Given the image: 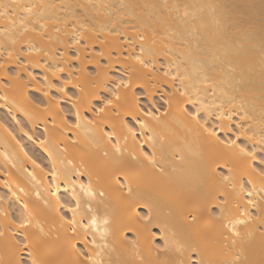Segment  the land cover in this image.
Instances as JSON below:
<instances>
[{
  "label": "bare ground",
  "instance_id": "obj_1",
  "mask_svg": "<svg viewBox=\"0 0 264 264\" xmlns=\"http://www.w3.org/2000/svg\"><path fill=\"white\" fill-rule=\"evenodd\" d=\"M8 2L9 0H0V11H3L2 5ZM146 2L163 3L164 0H22L25 4L44 6L38 9L37 14L43 17L41 22L45 19L49 21L50 29L54 20L55 26L62 30L71 31L76 27L79 31L85 32L89 48L84 55L91 58L97 52L104 51L105 55L99 57L101 68L108 64L110 50L113 61H124V57L132 47L139 54L140 42L135 29H139L148 37V46H151L152 33L147 30V26L161 31L167 28L173 34L176 31H183L184 35L183 40L170 38L164 41L169 46L168 57L161 55V59L167 60L179 55L182 48L190 45L193 57L184 61L180 71H187L193 77L192 83L197 87H203L197 82L200 59L208 60V75L219 77L221 65L214 61L213 53L220 55L228 49L234 54L237 50H241L243 45L242 50L250 54L251 68L246 66L243 72L234 73L225 84V88L230 95L236 97L238 105L243 104L242 108L237 109L233 119L239 121L240 116L247 113L250 119L241 123H244L245 127L251 126L254 132H259L261 121L264 119V111H262L264 74L260 71L259 55L261 43L264 42V0H167L169 4H180L182 9L184 4L196 6L189 9L188 18H183L182 12L179 16L174 11L166 13L171 17L167 24L157 23L159 17L156 12H152L149 18L151 10L120 7L121 4L143 5ZM192 13L195 14L194 17ZM51 34L54 37L57 35L55 32ZM97 36L99 39H94ZM125 36L129 40H135V44L125 43ZM3 39L4 36L0 33V40ZM100 39L106 41L103 47L99 43ZM40 43L37 41L38 45ZM155 47L158 50L163 49V44L158 43ZM74 51L75 49H72V52ZM41 59L43 62L46 58L41 57ZM51 62L52 60L49 59V63ZM131 63L128 61L111 65L107 70V83L100 90L102 97L109 95L106 89H113L119 79H127L128 72L125 68ZM156 66L161 67L160 64ZM8 67L12 71L15 70L14 65ZM164 67H167L166 63ZM30 70L37 77L43 75L39 68H30ZM95 70V63L87 65V71ZM171 71L175 72L176 68L173 67ZM202 78V74H199V79ZM4 83L5 79L0 77V85ZM82 84L89 92L93 91L89 84L84 81ZM38 87L36 83L30 82L26 89L27 98L23 99L16 94L15 83L13 88L0 86V96H8L7 100L0 99V111L5 114V116L0 114V209L7 211L11 218L19 220L23 211L22 205L29 204V209L33 211V222H38L44 229V235L40 236L42 258L48 261V264H73L77 259L75 253L68 247L67 236L71 233L65 234L57 217L59 212L71 218V213L63 205L74 204L73 181L91 183L96 189V199L92 201V206L99 209L100 215L106 212L112 220L110 225L112 234L107 239L110 249L114 248L115 251L104 250L101 259L105 264L117 258L130 261L131 264H139L138 257L145 261L151 260L154 258V252L150 254L149 250L154 249L156 245H164L165 238L171 249L169 254L172 256H179L176 247L183 245L181 258L187 260L191 247L197 244L201 245L202 254L207 255L202 242L207 240L210 244L213 239L219 238L216 235L215 221L209 216V212H218L221 201L227 197L228 208L234 214L231 201L239 191L238 182L235 183V187L232 183L226 184L221 180V174H228V168L232 167L233 176L238 181L242 173L250 172L242 161L229 158L220 148L211 144L201 134V130L186 119L175 102L172 104L171 114L159 124L153 123L152 131L146 132L143 137L139 135L138 122L132 116H123L122 119L126 123L137 129L138 139H141V145L137 147L142 151L149 154L153 152V148L148 143H144V140L149 135L154 137L157 167L164 169V174L161 175L143 161L139 152L135 153L138 159L133 161L129 151L119 156L112 150L104 133L112 131V123H115L116 132L123 146L124 133L118 121L113 120L112 123L97 121L89 124L88 120L94 119L93 112L82 110L81 126L78 129L66 130L67 125L64 122L75 123L76 109L67 99H62L59 105L52 107V112L56 116V125H54L51 116L45 118L42 109H35L28 103V101L47 103V98ZM69 88L76 94L74 88L71 86ZM131 91L145 99L146 104H142L139 100L143 110H147L150 104L161 109L167 107L164 104L167 97L163 95L159 84L153 87L152 83H146L144 88L137 85ZM52 92L54 95H59L54 89L51 95ZM148 92L152 93L150 99ZM34 94H38L40 99ZM155 97H159L161 106L155 102ZM14 101H17L19 106ZM62 103L70 106L71 117L66 116ZM129 103H134L131 92ZM92 104L94 107L101 106L96 100H92ZM181 107L194 110L190 104ZM211 123L216 121L212 120ZM36 128L40 130L37 135L34 132ZM217 136L222 139L233 138L231 133L220 131L217 132ZM45 137L48 143L45 147H41L39 141ZM116 139L117 136L114 135L112 142L115 143ZM238 142L248 143L244 137ZM131 145L132 141L129 139L127 145L129 150ZM53 168L59 176L56 181L58 187L55 188L57 193L55 199L48 195L52 182L50 173ZM29 173H32L35 179ZM125 175L128 178L127 182L133 188L131 196H122L119 189V183L125 182ZM248 180L249 176L245 175L246 188L251 189L252 185H255L252 198L257 203H264L261 200L264 192L261 191L260 177L251 174L252 184H249ZM20 188L25 191L20 192ZM101 190L105 193L103 197L99 196ZM37 191L41 193L40 200L36 199ZM76 191L79 192V188ZM45 199L48 201L47 207L44 203ZM81 199L87 200L82 194ZM56 200H59V206ZM34 204L36 208L33 210ZM10 205L15 207V214ZM149 209L152 212V223L145 228L144 222L139 220V215L148 214ZM86 210L87 204L84 208L85 213ZM251 211L253 215L256 214L255 209ZM192 216L196 217L195 222L192 221ZM81 223H87V215ZM3 224V218H0V226ZM31 231L39 233V228ZM152 233H155V236ZM121 235L124 237L123 240L120 239ZM81 237H83V229H80V236L74 243L76 249L85 250ZM85 238L91 241L92 236L89 234ZM14 239H23V233L16 231ZM97 240L99 241V237ZM130 240L138 241V247L133 248L128 243ZM253 243L258 254V233ZM3 254V242L0 241V255ZM23 255L28 260L27 253ZM192 256L195 259V254Z\"/></svg>",
  "mask_w": 264,
  "mask_h": 264
},
{
  "label": "snow or ice",
  "instance_id": "obj_2",
  "mask_svg": "<svg viewBox=\"0 0 264 264\" xmlns=\"http://www.w3.org/2000/svg\"><path fill=\"white\" fill-rule=\"evenodd\" d=\"M40 7L44 6L25 4L22 3V0H9L8 3L2 5L0 33L3 34L4 39L0 40V77L5 79V83L0 86L13 88V83H15L16 94L26 99V89L29 87V83H36L39 86L38 90L42 91L44 97L47 98V103L33 101H28V103L35 109H42L45 118L51 116L54 125H56V116L52 112V107L59 105L60 100L67 99L76 111L74 124L64 122L67 125L66 130L78 129L81 126L82 110H92L94 119L88 120L89 124H94L97 121L102 123L118 121L124 133L123 146L119 134L116 132L115 123H112V131L104 133L112 150L119 156H123L125 151H129L133 161L138 159L135 153L139 152L143 161H146L149 167L161 175L164 174V169L157 167L154 137L149 135L144 140V143H148L153 148V152L149 154L142 151L137 147V145H141L137 129L126 123L122 117L132 116L139 124L140 137H143L146 132L152 131L153 123L159 124L161 120L171 114L172 104L175 102L186 119L192 122L198 130H201V134L211 144L220 148L229 158L242 161L250 170V172L242 173L238 181L233 176L232 167L228 168V174H221V180L226 184L232 183L235 187V183L238 182L239 191L231 201L234 214L228 208L229 199L227 197L221 201L218 212H209V216L215 221L216 235L219 238L213 239L210 244L207 240L202 242L207 255L202 254V247L197 244L191 247L187 260L181 258L184 251L183 245L176 247V253L180 255L172 256L169 254L171 249L167 238H165L164 245H156L154 249L149 250L150 254L154 252V258L145 261L138 257L139 264H264V203H257L252 198L255 185L253 184L249 189L244 183V176L248 175V183L252 184L251 174H255L260 177L261 191L264 192V119L261 121L259 132H254L251 126L245 127V124L241 123V121L246 122L250 119L247 113L241 115L239 121H235L233 117L237 109L243 107V104L238 105L236 97L230 95L225 88V84L234 73L243 72L246 66L251 68L250 54L242 50L243 45H241V50H237L234 54L228 49H225L220 55L213 53L214 61L221 65L219 77L208 75V60L200 59L197 82L203 87H197L192 83L193 77L187 71H180L184 61L193 57L190 45L182 48L179 55L167 60L161 59V55L168 57L169 46L164 41L170 38L183 40V31H176L173 34L167 28L161 31L147 26V30L152 33V44L148 46V37L139 29H135L140 42L139 54L132 47L128 55L124 57V61H113L110 50L108 53L109 62L101 68L99 57L105 55L104 51L97 52L94 57H86L84 53L89 48L86 33L79 31L76 27H73L71 31L62 30L55 26L56 21L54 20L51 22L53 27L50 29L49 21L45 19L44 22H41L43 17L37 14ZM120 7L151 10L149 18H151L152 12H156L159 17L157 23L167 24L171 17L166 13L174 11L179 16L182 12V17L188 18L190 16L189 9L196 6L184 4L182 9L180 4H169L167 0H164L163 3L121 4ZM191 15L194 17L195 14ZM52 32L57 35L54 37ZM116 34L119 35V33ZM25 37L27 39H24ZM94 39H99V37ZM37 41L41 43L38 45ZM124 42L130 45L135 44V40H129L127 36H125ZM99 43L103 47L106 41L100 39ZM158 43L163 44V49L158 50L155 47ZM48 45H55V47H48ZM72 49L75 51L72 52ZM259 55L260 71L264 74V42L261 43ZM41 57L46 59H43L42 62ZM49 59L52 60L51 63H49ZM128 61L132 63L127 64L125 68V71L128 72L127 79L121 78L118 83L114 82L113 89H106L109 95L102 97L100 90L107 83V70L113 63ZM93 63L96 65V70L87 71V65ZM165 63L167 67H164ZM157 64H160L161 67H157ZM9 65H14L15 70H10ZM173 67L176 68L175 72L171 71ZM30 68L41 69L43 75L37 77ZM213 70L215 71L214 65ZM199 74H202V79H199ZM82 81L89 84L93 91L89 92L83 86ZM146 83H152L153 87H156V84L161 86L163 95L167 97L164 100L167 107L161 109L150 104L147 110L141 109L139 95L131 90L137 85L144 88ZM69 86L76 90V94H69L67 91ZM53 89L59 95H51ZM130 92L134 100V103L131 104L129 103ZM147 95L150 99L152 93L148 92ZM0 99L7 100L8 96H0ZM92 100L99 101L101 106L94 107ZM14 103L19 106L17 101ZM187 104L192 105L194 110L181 107ZM262 104H264V100H262ZM212 120L216 123H211ZM218 131L231 133L233 138L222 139L217 136ZM114 135L117 136L115 143L112 142ZM241 137H244L248 143H239ZM129 139L132 141L130 150L127 147ZM47 143V137L39 141L41 147H45ZM33 163L35 164V161ZM36 166L39 167V165ZM29 175L35 179L32 173ZM50 175L52 182L48 195L55 199L57 195L55 188L58 187L56 181L59 176L55 168ZM127 180V175H125V182L119 183L122 196H131L133 193V188ZM77 188H79V192L76 191ZM24 191L23 188H20V192ZM72 193L74 204L63 205L71 213V218L61 215L59 212H57V217L65 234L71 233L67 236V242L68 247L77 257L73 264H105V261L101 259L104 250L115 251L114 248L110 249L107 239L112 234L110 229L112 220L106 212L100 215L99 209L92 206V201L96 199V189L91 183L84 184L73 181ZM81 194L87 198L86 201H82ZM35 195L37 200L41 199L39 191ZM104 195V191L101 190L99 196L103 197ZM245 200L246 202H244ZM261 200L264 201V196L261 197ZM44 203L47 207V199ZM56 204L59 206V200H56ZM85 204H87L86 213L84 211ZM22 208L19 220L11 218L7 211L0 209V218H3L4 221V224L0 226V241L3 242L4 253L0 255V264H28L29 261L30 264H48V261L42 258L40 236L44 235V229L39 226L38 222H33V211L29 209L28 203H24ZM35 208L34 204L33 210ZM251 209L256 210L255 215ZM85 215H87V223L82 224L81 221L85 219ZM191 219L195 222L196 217L192 216ZM139 220L144 222V226L147 228L152 223L151 209L148 214L139 215ZM36 228H39V233L31 231ZM80 229H83L81 242L84 244L85 250L76 249L74 243L80 236ZM16 231L23 233V239H14ZM122 231L123 229H121ZM257 233L259 235L258 254L253 243ZM89 234L92 236L91 241L85 238ZM152 235L155 236V233ZM97 237H99V241ZM120 239L123 240L124 237L121 235ZM128 243L133 248L138 247L136 240H130ZM24 253H27L28 260L24 259ZM192 254H195V259ZM107 264H131V262L117 258L107 261Z\"/></svg>",
  "mask_w": 264,
  "mask_h": 264
},
{
  "label": "rangeland",
  "instance_id": "obj_3",
  "mask_svg": "<svg viewBox=\"0 0 264 264\" xmlns=\"http://www.w3.org/2000/svg\"><path fill=\"white\" fill-rule=\"evenodd\" d=\"M67 91L70 93V94H74L73 92H74V90H72L71 88H68L67 89ZM138 92H139V90H138ZM54 92H52V94H53ZM140 95H141V93H139ZM54 95V94H53ZM34 96L37 98V99H40V96L38 95V94H34ZM139 100L141 101V103L142 104H146V101H145V99L142 97H139ZM155 102L157 103V104H159L160 106L162 105V102H161V100L159 99V97H155ZM62 106H63V108H64V112H65V114H66V116H68V117H71V109H70V106L67 104V103H62ZM71 113V114H70ZM0 114L2 115V116H5V114H4V112L3 111H0ZM35 134L37 135V134H39V132H40V130L39 129H35ZM27 146H29L28 144H26ZM10 208H11V210L13 211V213L15 214L16 213V211H15V207L13 206V205H10ZM159 242V241H158ZM24 259L25 260H27L26 259V257H25V255H24Z\"/></svg>",
  "mask_w": 264,
  "mask_h": 264
}]
</instances>
